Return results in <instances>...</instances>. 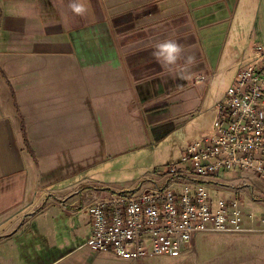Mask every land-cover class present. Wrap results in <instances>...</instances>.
Masks as SVG:
<instances>
[{
  "label": "crops",
  "instance_id": "obj_1",
  "mask_svg": "<svg viewBox=\"0 0 264 264\" xmlns=\"http://www.w3.org/2000/svg\"><path fill=\"white\" fill-rule=\"evenodd\" d=\"M254 33L263 39L264 0H0V264H147L85 246L88 194L159 186L156 150L170 139L180 159L211 132ZM167 40L183 48L171 65L155 55ZM134 143L149 150L141 181L107 182ZM210 187L237 197L257 230L220 234L222 251L264 264L260 180L233 170Z\"/></svg>",
  "mask_w": 264,
  "mask_h": 264
},
{
  "label": "built area",
  "instance_id": "obj_2",
  "mask_svg": "<svg viewBox=\"0 0 264 264\" xmlns=\"http://www.w3.org/2000/svg\"><path fill=\"white\" fill-rule=\"evenodd\" d=\"M182 152L179 162L148 176L161 180L153 190L137 185L103 196L90 191L92 234L85 246L134 263L179 257L194 249L201 234L257 231L243 225L252 216L242 212L237 197L215 200L209 188L220 173L233 170L253 174L264 187L263 47L255 46L239 63L217 105L211 132L189 142Z\"/></svg>",
  "mask_w": 264,
  "mask_h": 264
},
{
  "label": "rangeland",
  "instance_id": "obj_3",
  "mask_svg": "<svg viewBox=\"0 0 264 264\" xmlns=\"http://www.w3.org/2000/svg\"><path fill=\"white\" fill-rule=\"evenodd\" d=\"M260 36H261L260 34L256 35L254 33L252 37V43L255 46H260L264 48V37L262 39V37ZM170 142H171L170 139H166L159 146L158 150H156V151H161V149H163L164 154H162V156L159 155L158 157H156V159L150 162L154 164V166L156 165L157 166L156 168L149 171V173L155 174L154 172L155 169L162 168L168 164H176L178 161L181 160L183 153L182 151L186 145L181 150V156L180 159H178V157H175L176 155H170V153L166 152ZM139 144L141 143L126 145V148H137V149L135 150L133 149L132 151L128 152L127 156H125L124 158V164H120L116 169V171L114 172L116 173L118 171H121L120 175L115 176L114 178L110 176V179L108 178L107 182L115 180L114 182H118V181L121 182V185H126L129 183L134 185L136 183V181H134L138 177V175L136 174L138 171H135L136 165L144 160L143 156L146 155L147 151H149V150L141 149V147H139L141 145ZM140 178L137 180H141ZM101 180L102 182L106 181L104 178H102ZM209 193L213 199H217L220 197L229 198V195L216 194L215 191L211 188H209ZM220 237H221L220 234H201L197 236L194 242L193 250L191 251L184 250L183 254L176 258L157 256L151 258L147 264H223L224 260H225V264H235V256L233 255L231 249L228 248L227 250L222 251L223 246L219 244L220 240H218ZM227 243L228 241H226V244ZM221 251L223 254L222 258L219 257V253ZM154 260L157 261L155 262Z\"/></svg>",
  "mask_w": 264,
  "mask_h": 264
},
{
  "label": "clouds",
  "instance_id": "obj_4",
  "mask_svg": "<svg viewBox=\"0 0 264 264\" xmlns=\"http://www.w3.org/2000/svg\"><path fill=\"white\" fill-rule=\"evenodd\" d=\"M70 9L76 15L83 16L87 9L84 4L73 2L69 4ZM157 52L155 55L157 56V60L159 62L160 58H163L164 62L171 65L175 64L177 60L180 58V54L183 51L181 45L176 43L173 40H167L163 43H159L156 45ZM193 62V58H188V63L191 64Z\"/></svg>",
  "mask_w": 264,
  "mask_h": 264
},
{
  "label": "trees",
  "instance_id": "obj_5",
  "mask_svg": "<svg viewBox=\"0 0 264 264\" xmlns=\"http://www.w3.org/2000/svg\"><path fill=\"white\" fill-rule=\"evenodd\" d=\"M22 133H23V136L25 137L24 127H22Z\"/></svg>",
  "mask_w": 264,
  "mask_h": 264
}]
</instances>
